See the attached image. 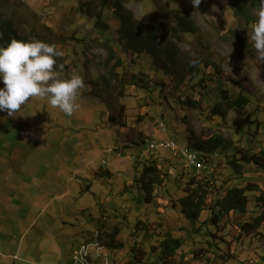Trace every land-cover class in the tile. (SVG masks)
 <instances>
[{"label":"rangeland","instance_id":"rangeland-1","mask_svg":"<svg viewBox=\"0 0 264 264\" xmlns=\"http://www.w3.org/2000/svg\"><path fill=\"white\" fill-rule=\"evenodd\" d=\"M238 2L258 18L259 0H202L197 9L190 0H0V46L11 39L54 44L63 52L54 66L58 77L79 74L85 84L71 116L39 97L29 98L15 118L0 112V264H130L133 253L137 264H152L168 235L182 241L168 264H264V222L249 234L239 223L264 210L257 199L264 196V167L237 162L234 171L229 164L239 159L235 147L264 148V63L252 46V23L235 12ZM115 3L176 48L170 77L148 54L123 50ZM177 13L198 28L180 40L168 31ZM197 69L200 81L187 82ZM138 77L149 87L140 88ZM221 89L241 90L248 104L219 120L206 114L222 101ZM214 134L233 148L218 151L219 166L203 181L207 204L226 188L253 190L243 216L222 213L211 224L203 211L192 224L179 199L193 169L161 148L150 152L155 168L143 178L146 149L154 139L188 149L187 140ZM84 248L89 255L80 250V260L73 257Z\"/></svg>","mask_w":264,"mask_h":264},{"label":"trees","instance_id":"trees-1","mask_svg":"<svg viewBox=\"0 0 264 264\" xmlns=\"http://www.w3.org/2000/svg\"><path fill=\"white\" fill-rule=\"evenodd\" d=\"M238 3L239 5L236 6L235 12L241 15L246 21L252 24L255 23L257 19H253L251 17L252 7L246 6L242 2ZM101 4L105 5V2ZM82 6H88V4L84 3V5L82 4ZM113 12L119 22L117 33L119 40L125 46L123 50L128 51L132 55H139L142 53L148 54L153 66L161 69L162 71H164V75L170 77V74H172V69L176 64V48L173 46L161 44L160 39L158 38L156 31L154 30V27H147L143 29L141 22L135 19L132 13L127 10L122 3H115ZM97 17L99 16L97 15ZM172 21L173 25L168 31L175 35L174 37L176 39H179V34H192L198 30L195 22L185 14L177 13L173 15ZM197 72H199V69H197L196 71L194 70L190 74L187 82L196 84L197 80L200 81L201 76H199ZM102 79L104 81H107L106 78ZM136 80V82H143V85H140V88L143 89L149 87V83L145 78L138 77ZM161 84L165 85V82H161ZM219 92L223 96L222 101H215L210 107V110L209 112H207L206 116L211 115L212 117L222 120L225 119L229 111L235 108H243L248 104V98L245 96L244 92H241V90H236L234 95H231L233 90L230 91L228 89H221V91ZM187 100L188 99L186 98V101L182 102L188 104L189 101ZM167 140L173 139H166V141ZM187 142V147H189L190 149H196L205 153H210L213 151H227L228 149L233 148V145H231L229 140H227L220 134H214L197 141L189 139L187 140ZM126 146L129 147V145ZM235 148H233L235 150L234 153L239 156V159H235L234 156L232 160L229 161V164L234 171H237L240 167L237 162H244L247 164H253L257 167H264V148H261L258 152H250L248 150ZM150 155H152V153H147L145 155L148 162L150 163H147L148 165H145L144 163V167L142 170L143 178L148 176L150 172H152L155 168L153 165V163L155 162L149 160L151 157ZM178 156L182 159L180 155ZM134 162H136V160ZM217 168L210 174L204 176L197 175L195 171L192 170V177L189 179L188 183H186L187 187H185L186 189L184 191L185 196L179 199V211L182 216L192 224H195L199 221V218L201 217L203 211L210 212L211 217L209 222H211V224H216L218 221V217L222 213L236 212L243 216L247 212V205L249 203L247 192L253 190L252 185L226 188V191L223 195L215 197L214 201L211 204H207L206 197L209 193L207 189L208 186L206 185V183H203V181L206 182L207 176L213 174L217 170ZM231 180L235 181L239 179L238 177H232ZM151 182L154 183L155 181L151 180ZM221 188H225L224 183H221ZM144 189L145 191H148L146 186H144ZM257 199L261 201V204L264 206V196H259L257 197ZM259 211L260 212L255 213V215H251L250 217L241 218L239 223L242 233L249 234L259 228L260 225L264 222V210L262 209ZM252 213L254 212L252 211ZM96 236L99 240L98 243L101 244L98 233ZM181 245L182 241L179 238H173L168 235L164 240L160 242L161 252L157 256V260H154L152 264H155L156 262L160 264H168V260H171L172 256L175 254L176 250L181 247ZM129 260L130 264L139 263V259H136L135 253L132 254Z\"/></svg>","mask_w":264,"mask_h":264},{"label":"clouds","instance_id":"clouds-1","mask_svg":"<svg viewBox=\"0 0 264 264\" xmlns=\"http://www.w3.org/2000/svg\"><path fill=\"white\" fill-rule=\"evenodd\" d=\"M202 0H190L193 8H199ZM257 20L252 24L251 41L256 59L264 63V0H259ZM63 52L54 44L41 40L23 41L11 39L6 46H0V112L15 118L21 106L29 98H47L53 108H59L71 116L78 109V91L85 87L79 74L61 79L55 70L57 58ZM190 64L195 66L196 60Z\"/></svg>","mask_w":264,"mask_h":264},{"label":"built area","instance_id":"built-area-1","mask_svg":"<svg viewBox=\"0 0 264 264\" xmlns=\"http://www.w3.org/2000/svg\"><path fill=\"white\" fill-rule=\"evenodd\" d=\"M158 127L162 131L166 130L164 121L162 119L159 120ZM157 145H166V146H168V150H171L173 152H181L182 153V160L183 159H190L193 162V169H207L209 172L210 169H215V166L218 164V157H210V159H201L197 156H194L189 150H187L185 147H183V145L178 146L174 140L157 141L154 139L152 142V145L148 149H146V154L150 153L151 149ZM139 157H138L137 161H139ZM80 250H87L88 251V248L79 249L78 251H74L73 252L74 258L79 259V251ZM88 255H89V251H88ZM102 256L106 257V253H103Z\"/></svg>","mask_w":264,"mask_h":264},{"label":"bare ground","instance_id":"bare-ground-1","mask_svg":"<svg viewBox=\"0 0 264 264\" xmlns=\"http://www.w3.org/2000/svg\"><path fill=\"white\" fill-rule=\"evenodd\" d=\"M152 142L150 141V144L147 146V149L152 145ZM161 148L168 149V146H166V145H157V146H155V147H153L151 149V152H156V151L160 150ZM187 150H189L194 156H197V157H199L201 159H210V157H216V155L218 153V151H213V152H210V153H205V152H202V151H198L196 149L195 150L194 149L192 150V149H189V148ZM176 154H178V155H180L182 157V153L181 152H176ZM143 159L144 158L139 157V161H143ZM183 160L186 162V164H188L190 167L193 168V162L190 159H183ZM216 166H215V168H216ZM193 170L195 171V173L197 175L204 176V175L210 174L212 172V170H214V169H210L209 172H208L207 169H193Z\"/></svg>","mask_w":264,"mask_h":264}]
</instances>
